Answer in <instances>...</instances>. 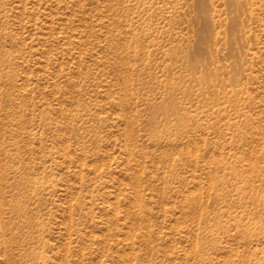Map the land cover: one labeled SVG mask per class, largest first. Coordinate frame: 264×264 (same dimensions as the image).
Segmentation results:
<instances>
[{"label": "rangeland", "instance_id": "374dc122", "mask_svg": "<svg viewBox=\"0 0 264 264\" xmlns=\"http://www.w3.org/2000/svg\"><path fill=\"white\" fill-rule=\"evenodd\" d=\"M0 264H264V0H0Z\"/></svg>", "mask_w": 264, "mask_h": 264}]
</instances>
